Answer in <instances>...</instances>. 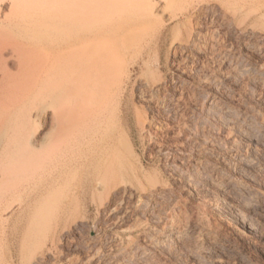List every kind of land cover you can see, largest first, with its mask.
<instances>
[{
    "label": "rangeland",
    "instance_id": "374dc122",
    "mask_svg": "<svg viewBox=\"0 0 264 264\" xmlns=\"http://www.w3.org/2000/svg\"><path fill=\"white\" fill-rule=\"evenodd\" d=\"M204 2L213 10L178 0L155 13L121 53L107 95L102 88L65 103L64 174L45 193L58 199L47 238L28 239L44 201L35 192L7 195L0 183V213L28 197L33 204L27 218L18 212L0 223V264H110L143 247L152 249L148 260L127 261L264 264V0ZM8 7L0 0V54H27L34 41L9 25ZM89 37H64V62ZM5 58L0 77L17 70ZM50 115L36 135L49 130Z\"/></svg>",
    "mask_w": 264,
    "mask_h": 264
},
{
    "label": "bare ground",
    "instance_id": "6f19581e",
    "mask_svg": "<svg viewBox=\"0 0 264 264\" xmlns=\"http://www.w3.org/2000/svg\"><path fill=\"white\" fill-rule=\"evenodd\" d=\"M173 1L178 2V0H8L9 11L8 14L5 13V19L10 22V26L13 25L11 23H14L16 27L18 26L22 32L21 39L33 40L34 48L29 47L30 50L27 49V46L26 49L29 50L27 54H0V62L6 57L17 69L14 73L11 71L9 77L7 74L1 76L5 77L8 82L5 78L1 79L0 77V81L4 80L3 84L6 83L4 89L1 90L4 98L2 95L0 96L7 99L4 103L0 102V146L8 143L5 159L0 160V183L3 187L0 186L5 189L7 195L15 193L26 195L35 192V197L38 196L36 199H42L44 205L43 208H38L39 210L31 215L29 197L25 200L22 199L23 201H19L4 213H0V223L10 225L16 213H21L23 218H27L30 214L32 226L28 230V239L31 240L38 234L40 235L38 237H41L42 234L46 237V234H49L47 232L51 230L53 222L56 220H54L56 209L53 210L56 205L53 204L58 199L53 202V195V198L45 196L50 194L48 189L60 182L64 170L62 145L64 143V119L66 118V116L64 118L65 103L71 101L72 98L77 100L78 97H84L83 95L89 94V92L100 91L102 88L104 89L103 96L104 93L107 95L109 82L117 72L119 73L117 68L123 55L121 53L130 42L133 43L132 37L136 33L145 32L148 29L147 20L155 13L165 10ZM196 1H198L199 6L196 8L203 9V11L213 7L204 2L205 0ZM85 30L89 31V42L85 44L76 41L73 52H71V62H64V50H62L64 37L73 39L79 37ZM257 34L255 33V35ZM93 37H101L104 41L103 44L94 46L92 44ZM192 44L193 40L190 45ZM194 44L196 45V43ZM22 45L25 46L26 44ZM26 49H23L25 53ZM19 51L18 53H21ZM5 69L8 70V68ZM84 98L82 99L84 100ZM89 104L91 108V102ZM49 110L52 112L49 130H46L47 132L42 135H36L38 124L47 118ZM4 146L6 145L4 144ZM49 162L53 163L50 165V169L48 167ZM102 182L104 181L102 180ZM46 192L49 194L45 195ZM5 194V198L0 197L1 203L3 199H6ZM31 198L33 197L31 196ZM35 208L37 209V207ZM17 214L16 216H18ZM234 218L239 222L241 228L245 227L243 222L246 218L244 215L235 213ZM63 223V218L58 219L55 223V230L61 227ZM247 225L248 227L252 226L250 222L248 224V221ZM18 227H16L17 230ZM161 242L162 238H159L154 242L156 243L154 245L157 247V243L160 244ZM151 251V248L143 247L135 255H132L133 252L131 251V257L138 260L137 258L145 256L148 260V254ZM125 252L124 254L121 252L122 255L119 256L115 255L116 257L113 255L114 258L112 257L113 260L110 264H136L134 263L135 260L127 261L131 258L130 252ZM39 259L41 258H36L37 262L43 260ZM108 262L104 261V264H108ZM148 264L163 263L159 258H153Z\"/></svg>",
    "mask_w": 264,
    "mask_h": 264
}]
</instances>
